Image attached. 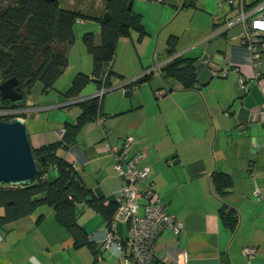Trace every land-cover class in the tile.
<instances>
[{"label":"crops","instance_id":"crops-1","mask_svg":"<svg viewBox=\"0 0 264 264\" xmlns=\"http://www.w3.org/2000/svg\"><path fill=\"white\" fill-rule=\"evenodd\" d=\"M251 3L243 0L244 8ZM131 9L143 18L146 34L139 37L132 31L117 41L108 86L116 89L102 96L99 115L83 125L76 143L60 155L95 197L116 202L124 179L110 153L122 152L123 144L131 141L124 151L126 161L140 154L135 168L148 169L143 185L133 190L151 186L167 214L181 224L177 233L164 229L159 234L155 254L161 264H264V123L257 118V108L264 104V46L255 64L242 45V26L224 30L239 16L240 0H132ZM173 20L175 26L166 31ZM96 30L98 45V24ZM261 36L264 43V32ZM170 37L177 38L176 56L196 60L194 89L181 90L171 82L167 88L158 71H150L154 63L170 60L165 58ZM148 70L152 74L147 81L129 91L121 88ZM85 74L90 77V72ZM74 76L55 91H44L40 83L30 91L21 119L32 148L57 142L65 126L76 124L79 113L73 108L80 109L71 103L98 91L89 79L78 99L64 98L61 94ZM160 91L167 92L158 96ZM214 173L227 175L232 184L225 203L239 217L233 233L220 220V201L211 184ZM87 212L78 223L93 250L75 248L53 211L42 207L0 231V264H122L116 250L104 245L102 218ZM39 213L44 219L36 224ZM113 228L117 237L124 235L120 222ZM245 248L256 251L250 260L242 253Z\"/></svg>","mask_w":264,"mask_h":264},{"label":"trees","instance_id":"trees-1","mask_svg":"<svg viewBox=\"0 0 264 264\" xmlns=\"http://www.w3.org/2000/svg\"><path fill=\"white\" fill-rule=\"evenodd\" d=\"M131 1L103 0L101 9L92 7L86 13L75 7H66L62 3L60 5L59 1L47 3L44 0H0V84L15 78L23 95V99L14 105L2 100L0 105L24 109L25 100L36 83H40L44 91L54 89L53 85L67 67L66 52L74 42L73 27L77 21L97 22L100 43H94L92 33L83 35L82 42L91 57L90 77L76 74L61 96L69 100L78 99L89 79L98 84V90L109 89V80L113 76L111 63L117 41L128 37L132 31L137 32L139 37L146 34L140 16L132 9L127 10ZM104 14L108 15L106 21L101 18ZM176 42V37L168 39L165 58L170 60L160 66L159 76L167 88H170L171 82L181 90L194 89L197 84L196 60L176 56ZM254 44L258 53L262 52L264 43L261 35ZM151 74L149 70L145 71L130 83L122 85V88L129 91L133 86L147 81ZM101 98H90L77 103L80 113L76 124L65 126L64 133L57 142L32 148L38 165V173L32 184L0 187V231L31 216L42 207L53 211L54 220L68 232L75 248L94 249L87 233L78 223L79 217L86 210L99 215L105 223V229L112 230L116 202L95 197L84 186L80 173L60 155L76 143L83 125L99 115ZM23 116L0 117V120L9 122ZM41 159L44 160L42 167ZM49 171L54 172L52 180L47 177ZM211 184L220 201L221 223L233 233L239 217L236 210L225 203L226 197L231 193L230 178L222 173H214ZM43 219L44 215L39 213L36 224Z\"/></svg>","mask_w":264,"mask_h":264},{"label":"built area","instance_id":"built-area-1","mask_svg":"<svg viewBox=\"0 0 264 264\" xmlns=\"http://www.w3.org/2000/svg\"><path fill=\"white\" fill-rule=\"evenodd\" d=\"M157 1L164 2V0ZM251 2L244 8L243 0H240L239 16L227 24L224 30L233 24L242 26V45L249 52L252 62L257 64L259 53L254 43L264 32V0H251ZM160 66L162 64L154 63L150 71L157 72ZM211 74L217 76L214 71ZM218 75L224 76L225 73ZM109 90L110 88H101L92 98L100 99ZM260 91L264 96V83ZM164 94L165 91H160L158 96ZM25 112L23 109L0 107V117L25 114ZM257 118L260 123H264V104L258 106ZM130 144L131 141L128 140L123 144L122 152L112 149L110 153L115 162L116 173L124 179V186L116 198L117 209L114 222H120L125 233L122 237H117L114 234V228L111 231L105 229L103 241L107 249L113 247L116 250L118 257L122 258V264H158L155 250L159 234L164 229L177 233L181 229V224L167 214L166 206L153 193L151 186H143L140 192L133 190L134 185H143L148 176V169L137 170L135 168V161L140 154L136 156V159L126 161L124 151L129 148ZM139 200H144V204L140 205ZM242 253L247 260H250L256 251L253 248H245Z\"/></svg>","mask_w":264,"mask_h":264},{"label":"water","instance_id":"water-1","mask_svg":"<svg viewBox=\"0 0 264 264\" xmlns=\"http://www.w3.org/2000/svg\"><path fill=\"white\" fill-rule=\"evenodd\" d=\"M47 3H55L59 0H44ZM132 1L129 2L127 10L130 11ZM178 9L176 14L182 9ZM107 14L102 16L106 21ZM115 90L110 88L106 93ZM21 94L18 82L15 78L8 79L0 84V100L8 101L10 104L21 101ZM82 101H74L71 104H77ZM44 160H40L42 167ZM38 173L37 161L32 154V147L29 142L26 127L21 118L13 121L0 120V187L9 186H29L32 184Z\"/></svg>","mask_w":264,"mask_h":264},{"label":"rangeland","instance_id":"rangeland-1","mask_svg":"<svg viewBox=\"0 0 264 264\" xmlns=\"http://www.w3.org/2000/svg\"><path fill=\"white\" fill-rule=\"evenodd\" d=\"M61 3L66 7H75V9L78 8L82 10V12H86V13L90 12L91 8L97 6V4H101L99 9H101L103 6V0H59L60 5ZM142 20L143 18L141 19V21ZM175 23H176V20H173L172 22L169 21L165 25L166 31L174 27ZM96 28H97V24L90 20H84L82 22L77 21L74 24V27H73L74 42L71 46L68 47L67 52H66L67 58H68V65L65 71L63 72V74L61 75L60 79L57 81V83L53 85L54 90L52 91L57 90V87L61 88L65 84H67L69 77L71 75L74 76L76 72H81L83 73V75H86L85 72L91 73V57L86 51V47L84 46L82 42V37L85 33L96 34L97 33ZM95 38H97L96 35H95ZM156 40H157V34L154 36V39H153L154 43L156 42ZM159 49H160V46H159ZM86 57L90 59V63L86 64ZM85 69L86 71H84ZM35 85L36 84H34V86ZM34 86L32 87L31 91L34 89ZM42 97H44V95H42ZM2 107L4 109L10 108L7 106H2ZM73 110H74V113H80V111L77 108H73ZM33 148H36V147H33ZM47 177L49 180H52L51 174L49 172L47 173ZM87 211H84L85 213L81 217H79L80 218L79 222L87 217L88 215Z\"/></svg>","mask_w":264,"mask_h":264}]
</instances>
